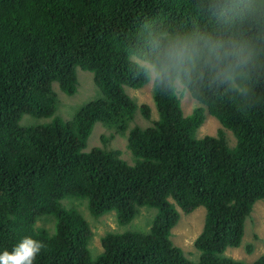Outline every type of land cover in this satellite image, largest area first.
<instances>
[{"label":"trees","instance_id":"obj_1","mask_svg":"<svg viewBox=\"0 0 264 264\" xmlns=\"http://www.w3.org/2000/svg\"><path fill=\"white\" fill-rule=\"evenodd\" d=\"M158 119L126 87L152 78ZM91 71L102 94L74 117L55 116L58 94ZM176 79L225 133L198 137L204 108L184 114ZM25 114L51 122L22 124ZM128 133L121 150L84 151L96 122ZM105 140V139H104ZM127 140V139H126ZM116 211L121 225L143 206L158 213L149 231L107 232L92 258L87 219ZM264 200V0H0V264H264L225 254ZM207 213L197 261L171 239L180 207ZM54 221L50 226L39 221ZM251 246L249 251H251Z\"/></svg>","mask_w":264,"mask_h":264},{"label":"rangeland","instance_id":"obj_2","mask_svg":"<svg viewBox=\"0 0 264 264\" xmlns=\"http://www.w3.org/2000/svg\"><path fill=\"white\" fill-rule=\"evenodd\" d=\"M142 63L151 69V80L142 88L134 89L126 87V91L139 105L144 103L150 105L152 109L151 119H146L140 111H137L135 120L132 122V125L136 124L146 127L152 125V123L158 119V112L153 100L155 70L150 64L143 61ZM76 71L79 83L77 92L74 95H68L62 91L57 82L53 84L58 94V107L55 116L61 117L64 120L72 119L82 104L102 94L100 88L94 81V74L91 71L84 70L81 67H77ZM176 88L186 116L191 115L198 108H204L205 120L196 131L198 137H204L206 135L218 136L220 130H223L229 146L234 147L237 144V137L233 131L225 128L220 120L212 115L179 79H176ZM52 120L53 116L34 117L30 114H25L21 123L38 124L51 122ZM128 133L129 131L126 132V135L119 134L115 128L107 126L102 121L96 122L84 151L88 152L92 148L98 146L105 147L108 150L119 149L121 150L122 157L128 161V163L133 164L134 157L127 147ZM63 204L66 207L79 210L89 222L92 230L89 248L93 259H96L97 256L103 252L101 238L107 232H147L150 230L153 220L158 213L157 208L143 206L140 208L139 214L131 222L121 225L117 222L116 211H110L99 217L92 215L88 208V200L86 199L66 197L63 200ZM177 208L180 212V219L172 229L171 239L184 250L185 254L190 259L197 261L200 252L195 246V240L203 229L207 213L206 207L200 206L190 213L184 212L180 207ZM38 225L50 226V228H52L54 221L40 220ZM250 246L252 249L251 251H249ZM225 254L246 262H253L264 254V200L257 201L252 213L248 216L241 245L239 247H229Z\"/></svg>","mask_w":264,"mask_h":264}]
</instances>
